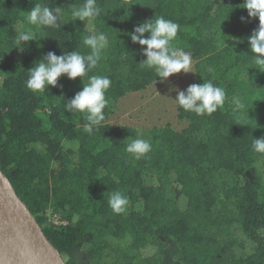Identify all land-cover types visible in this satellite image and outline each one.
<instances>
[{
	"label": "trees",
	"instance_id": "16d2710c",
	"mask_svg": "<svg viewBox=\"0 0 264 264\" xmlns=\"http://www.w3.org/2000/svg\"><path fill=\"white\" fill-rule=\"evenodd\" d=\"M243 2L97 0L101 15L80 21L71 12L84 0H0V170L65 264H264V168H256L264 153L252 149L264 135V72L249 68L247 37L259 22ZM36 3L61 7V26L28 24L22 12ZM159 16L179 25L172 44L191 56L193 83L225 90L224 110L198 116L176 106L180 131L113 126L120 99L161 82L127 35ZM95 31L108 43L86 76H61L46 92L26 86L47 53H86L83 38ZM22 32L33 39L17 46ZM93 75L111 86L105 120L88 133L83 114L64 104ZM137 138L151 144L140 159L125 151ZM113 191L128 198L123 213L109 206Z\"/></svg>",
	"mask_w": 264,
	"mask_h": 264
},
{
	"label": "clouds",
	"instance_id": "9594fccd",
	"mask_svg": "<svg viewBox=\"0 0 264 264\" xmlns=\"http://www.w3.org/2000/svg\"><path fill=\"white\" fill-rule=\"evenodd\" d=\"M240 7L247 10V18L258 19L257 28L247 37L249 49L253 53L250 57L255 65L249 68H256L264 72V0H244ZM101 11L97 0H84L80 7L71 12V17L73 20L91 21L100 16ZM22 13H25L24 19L27 23L34 26L36 30L61 26L60 20L63 15L61 7L53 9L36 3L30 11ZM240 19L241 22L246 20L245 17ZM178 30L177 23L159 16L138 23L131 33H127L133 43L144 46L142 55L145 59L139 64L154 69L155 77H159L161 82L174 74L192 72L191 56L182 48L174 47L172 44ZM32 39V33L22 32L15 38V43L18 46L20 42ZM107 43V35L104 32L95 31L83 38V45L89 49L86 53L72 51L59 56L52 52L47 53L28 71L29 77L26 86L33 92H46L49 86L57 85L61 76H66L69 80L86 76L89 70L98 65ZM223 43L225 44V41ZM110 86L111 80L107 76L93 75L89 77L86 84H83L82 90L78 91L71 99H67L64 104L66 111L83 114L86 121L84 130L88 133H92L105 120L104 109L108 103L105 93ZM172 90L176 92V96L174 100H171L184 111L198 116L211 115L216 112L224 105L226 97L225 90L214 85L211 81L193 83L185 90L177 88ZM232 103L234 113H239L244 108L239 97H234ZM252 149L257 153H264V135L256 139L252 138ZM150 150L151 144L143 138L134 139L125 147V151L136 159H140ZM108 203L115 213H123L128 204V198L120 191H113L109 195Z\"/></svg>",
	"mask_w": 264,
	"mask_h": 264
},
{
	"label": "water",
	"instance_id": "95a60500",
	"mask_svg": "<svg viewBox=\"0 0 264 264\" xmlns=\"http://www.w3.org/2000/svg\"><path fill=\"white\" fill-rule=\"evenodd\" d=\"M0 264H65L1 170Z\"/></svg>",
	"mask_w": 264,
	"mask_h": 264
},
{
	"label": "rangeland",
	"instance_id": "374dc122",
	"mask_svg": "<svg viewBox=\"0 0 264 264\" xmlns=\"http://www.w3.org/2000/svg\"><path fill=\"white\" fill-rule=\"evenodd\" d=\"M193 61L190 73L174 74L163 82L151 85L146 91L128 94L120 99L114 107L108 123L113 126H129L142 132L153 126L171 125L180 131L185 124L177 119L176 103L173 101L176 92L173 88L185 90L194 81ZM173 99V100H171ZM224 110V107H220ZM258 171L264 168L263 161L256 164ZM237 238H241L237 228L234 229ZM239 253V252H238Z\"/></svg>",
	"mask_w": 264,
	"mask_h": 264
},
{
	"label": "built area",
	"instance_id": "2783aa9c",
	"mask_svg": "<svg viewBox=\"0 0 264 264\" xmlns=\"http://www.w3.org/2000/svg\"><path fill=\"white\" fill-rule=\"evenodd\" d=\"M54 223H56V221Z\"/></svg>",
	"mask_w": 264,
	"mask_h": 264
}]
</instances>
